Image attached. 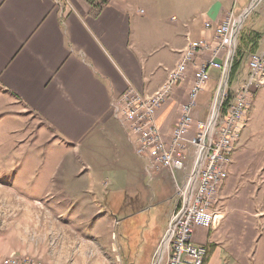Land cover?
I'll return each mask as SVG.
<instances>
[{"label":"crops","instance_id":"obj_1","mask_svg":"<svg viewBox=\"0 0 264 264\" xmlns=\"http://www.w3.org/2000/svg\"><path fill=\"white\" fill-rule=\"evenodd\" d=\"M251 3L208 0L200 9L203 20L192 27L188 20L180 25L175 16L155 18L131 0H106L97 11L90 0H0V89L20 103L28 115L38 118L40 126L48 131L49 141L60 136L73 144L75 152L83 151L95 174L84 190L87 201L93 200L92 195L98 196V191L105 194L100 187L110 181L104 175L116 166L121 173L113 180L118 194L114 189L109 194L114 193L118 200L137 202L143 180L130 176L127 166L129 157L136 156L134 144L112 103L130 83L143 93L155 92L176 66L188 38L211 37V32L204 30L205 21L217 25L228 12H243ZM211 57L210 51L196 54L187 77L157 109L156 119L167 142L189 101L198 65ZM222 58L223 53L218 60ZM209 72L211 79L206 85L212 93L220 70L211 68ZM248 73L247 65L235 86L241 85ZM259 89L212 205L218 219L210 228L194 229V243L209 249L206 264H264V148L251 144L255 137L251 112ZM209 96H203L194 112L196 121L209 116ZM194 132L192 129L188 136ZM106 152H113V157H107ZM142 159L139 173L147 176L148 161ZM192 164L189 158L180 182ZM166 171L171 173L167 168L156 173ZM176 186L175 182L173 196ZM151 207L154 250L145 264H152L174 208L164 215L158 207ZM132 264H142V259Z\"/></svg>","mask_w":264,"mask_h":264},{"label":"rangeland","instance_id":"obj_2","mask_svg":"<svg viewBox=\"0 0 264 264\" xmlns=\"http://www.w3.org/2000/svg\"><path fill=\"white\" fill-rule=\"evenodd\" d=\"M94 1L96 11L105 3L104 0ZM207 1L131 0L134 6L144 8L147 14L153 13L155 18L175 16L180 25L188 20L192 27L203 20L200 9ZM241 7L240 2L239 9ZM233 11L238 16L245 12ZM243 22L240 33L256 30L264 35V0L258 1ZM260 47L258 52L264 48L263 39ZM248 56L249 53L242 63V75L247 65L249 69L251 55ZM238 79H241L239 74L235 81ZM219 80L212 93L207 81L197 98L195 111L203 96L211 94V112L215 99H219L216 93ZM245 80L246 76L241 83ZM235 81L228 83L230 101L240 87L235 86ZM255 98L251 112L255 137L251 144L264 148V86ZM43 128L36 116L28 115L20 103L12 101L11 96L0 89V254L4 255L0 262L18 256L42 264H132L135 259H142L145 264L154 250L151 234L154 231L150 227L148 209L158 207L159 213L164 215L172 209L176 195L175 189L173 196L176 182L173 174L166 171L158 175L156 172L164 169L160 168L152 175L142 176L139 173L142 158L136 153L129 157L127 166L131 169L130 176L143 180L138 186L139 201L118 200L114 193L109 194L112 189L118 194L113 186L114 175L120 173L116 166L105 173L108 178L101 176L102 180L110 181L108 186L100 187L105 194L98 191V196L92 195L93 200L87 201L84 190L88 179L95 176L93 165L84 159L83 151L75 152L67 139L58 136L49 141L48 131ZM186 152L189 157L193 149L190 147ZM105 155L112 158L114 153L106 152ZM177 177L180 182L181 171ZM159 257L161 253L157 260Z\"/></svg>","mask_w":264,"mask_h":264},{"label":"built area","instance_id":"obj_3","mask_svg":"<svg viewBox=\"0 0 264 264\" xmlns=\"http://www.w3.org/2000/svg\"><path fill=\"white\" fill-rule=\"evenodd\" d=\"M254 0L245 12L238 16L233 10L225 19L214 25L204 22V30L211 37L198 40L188 38L176 66L168 72L165 82L153 93L146 94L130 83L128 89L112 103L115 114L121 115L135 152L148 161L147 169L152 174L160 168L171 171L177 184L175 204L167 230L157 249L153 264H206L209 249L193 241L194 229L198 226L210 228L219 214L212 209L219 185L227 176V165L238 147L242 132L250 119L255 91L264 86V48L253 53L249 60V75L237 88L233 99H229V74L235 54L243 18L256 6ZM252 4L254 6L252 7ZM264 40V35L262 37ZM214 40V41H212ZM215 43V44H214ZM211 51L212 57L199 64L189 101L167 142L159 128L156 111L167 100L174 87L188 75L189 65L196 54ZM221 61L218 58L222 55ZM211 68L220 70V80L213 111L205 120L194 119L197 98L210 79ZM215 93V94H216ZM194 130L192 137L188 134ZM193 152L188 157L187 149ZM191 158V170L179 182L177 173L187 169ZM159 262H157L158 255ZM0 264H42L29 258L13 256Z\"/></svg>","mask_w":264,"mask_h":264},{"label":"trees","instance_id":"obj_4","mask_svg":"<svg viewBox=\"0 0 264 264\" xmlns=\"http://www.w3.org/2000/svg\"><path fill=\"white\" fill-rule=\"evenodd\" d=\"M94 4V0H90ZM106 2V0H104ZM96 6V5H95ZM239 35L240 44L237 46L234 60L232 62L230 74H229V83H233L238 76L243 60L248 53L256 52L260 47V41L263 37V32L256 30L247 32H242ZM256 92V91H255Z\"/></svg>","mask_w":264,"mask_h":264}]
</instances>
